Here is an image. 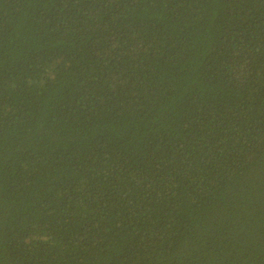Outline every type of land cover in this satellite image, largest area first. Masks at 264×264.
I'll use <instances>...</instances> for the list:
<instances>
[{
  "label": "trees",
  "instance_id": "16d2710c",
  "mask_svg": "<svg viewBox=\"0 0 264 264\" xmlns=\"http://www.w3.org/2000/svg\"><path fill=\"white\" fill-rule=\"evenodd\" d=\"M0 264H264V0H0Z\"/></svg>",
  "mask_w": 264,
  "mask_h": 264
}]
</instances>
